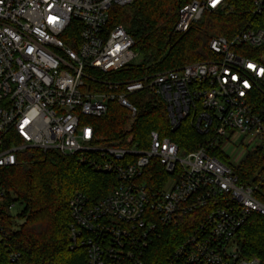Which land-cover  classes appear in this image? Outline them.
I'll list each match as a JSON object with an SVG mask.
<instances>
[{
	"label": "built area",
	"instance_id": "2783aa9c",
	"mask_svg": "<svg viewBox=\"0 0 264 264\" xmlns=\"http://www.w3.org/2000/svg\"><path fill=\"white\" fill-rule=\"evenodd\" d=\"M134 1L0 0V168L35 148L75 156L116 178L97 200L83 192L70 200L72 247L85 250L87 264H145L163 229L189 215L194 228L164 264H264L243 257L238 239L251 215L264 218V0H254L244 29L210 40L215 58L127 81L117 91L119 83L96 73L119 71L138 57L126 28L107 26L114 6ZM225 4H182L174 30L187 32ZM74 21L78 40L68 34ZM147 88L165 101L172 130L189 121L202 136L196 147L183 150L156 131L146 149L95 145L86 119L104 116L111 101L135 117L128 94ZM232 145L244 149L239 161L224 155ZM254 154L260 165L242 181L237 169ZM153 160L164 178L151 184L144 176ZM6 196L0 183V202ZM9 237L0 218V239L7 244ZM9 257L22 264L19 252L9 249Z\"/></svg>",
	"mask_w": 264,
	"mask_h": 264
},
{
	"label": "trees",
	"instance_id": "16d2710c",
	"mask_svg": "<svg viewBox=\"0 0 264 264\" xmlns=\"http://www.w3.org/2000/svg\"><path fill=\"white\" fill-rule=\"evenodd\" d=\"M189 1L136 0L128 6H114L107 26L126 28L135 41L138 62L96 76L119 83L117 91H123L127 81L211 60L215 55L209 48L210 40L235 35L254 17V0H226L223 8L206 12L187 32L178 33L174 30L177 10ZM79 30L80 25L74 21L68 34L77 36L78 40ZM94 86L105 90L104 85ZM128 97L138 109L135 117L117 101H111L104 116L86 119L94 127L95 145L146 149L151 132L156 131L188 151L202 139L189 121L172 130L165 101L150 89ZM259 165L258 155L248 156L237 169L240 180L248 181ZM144 178L151 184L162 181L163 171L156 160ZM0 183L7 194L0 202V218L10 235L7 244L0 239V264H18L11 262L9 249L20 253L22 264H87L85 250L72 247L70 200L77 192L93 200L109 194L117 185L113 175L93 171L75 156L31 148L20 153L17 165L0 168ZM12 201L22 205L17 215L8 210L7 205ZM194 225L195 215H189L164 228L163 236L146 252L145 264H164L166 256ZM238 239L243 257L264 259V218L251 215L239 231Z\"/></svg>",
	"mask_w": 264,
	"mask_h": 264
},
{
	"label": "rangeland",
	"instance_id": "374dc122",
	"mask_svg": "<svg viewBox=\"0 0 264 264\" xmlns=\"http://www.w3.org/2000/svg\"><path fill=\"white\" fill-rule=\"evenodd\" d=\"M136 62H138V57L132 63H136ZM243 150L244 149L238 148L237 145H236V147L234 145H232L225 152L224 155L227 156V158L232 159L234 162L235 161H239L240 160V157H242V151ZM21 210H22V205H20L19 203L16 202V205L12 209V214L17 215Z\"/></svg>",
	"mask_w": 264,
	"mask_h": 264
}]
</instances>
